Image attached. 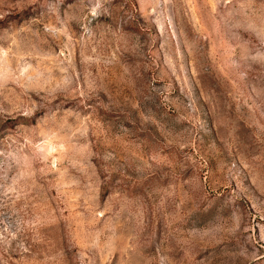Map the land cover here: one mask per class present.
Here are the masks:
<instances>
[{
    "label": "rangeland",
    "instance_id": "rangeland-1",
    "mask_svg": "<svg viewBox=\"0 0 264 264\" xmlns=\"http://www.w3.org/2000/svg\"><path fill=\"white\" fill-rule=\"evenodd\" d=\"M0 264H264V0H0Z\"/></svg>",
    "mask_w": 264,
    "mask_h": 264
}]
</instances>
